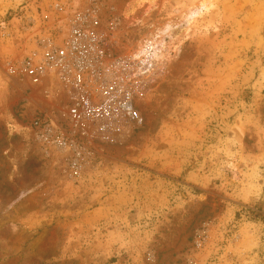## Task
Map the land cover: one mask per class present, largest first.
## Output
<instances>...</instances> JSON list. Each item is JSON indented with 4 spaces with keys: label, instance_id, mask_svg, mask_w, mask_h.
Listing matches in <instances>:
<instances>
[{
    "label": "rangeland",
    "instance_id": "rangeland-1",
    "mask_svg": "<svg viewBox=\"0 0 264 264\" xmlns=\"http://www.w3.org/2000/svg\"><path fill=\"white\" fill-rule=\"evenodd\" d=\"M86 1L0 0V264H264V0H100L116 52L166 58L140 121L71 175L4 62Z\"/></svg>",
    "mask_w": 264,
    "mask_h": 264
},
{
    "label": "built area",
    "instance_id": "built-area-1",
    "mask_svg": "<svg viewBox=\"0 0 264 264\" xmlns=\"http://www.w3.org/2000/svg\"><path fill=\"white\" fill-rule=\"evenodd\" d=\"M46 18L48 28L29 38L23 55L5 60V72L41 95L24 127L33 141L79 175L92 157L89 143L122 136L140 121L137 98L158 75L165 50L146 37L139 54L138 46L116 52L119 21L104 19L100 0L75 7L61 23ZM202 242L200 234L195 243Z\"/></svg>",
    "mask_w": 264,
    "mask_h": 264
}]
</instances>
